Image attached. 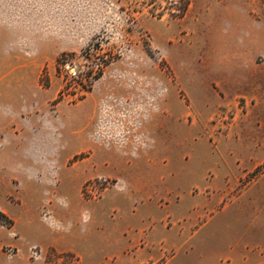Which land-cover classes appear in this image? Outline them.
Returning <instances> with one entry per match:
<instances>
[{
	"label": "rangeland",
	"instance_id": "rangeland-1",
	"mask_svg": "<svg viewBox=\"0 0 264 264\" xmlns=\"http://www.w3.org/2000/svg\"><path fill=\"white\" fill-rule=\"evenodd\" d=\"M29 1L60 18L48 22L44 41L55 45L39 64L43 121L0 127V156L17 144L24 152L34 130L53 138L39 147L49 156L31 161L34 185L10 196L30 212L32 233L7 254L18 264H182L192 243L202 246L193 233L205 221L218 242L246 239L263 253L264 91L224 85L234 74L264 78V0ZM63 51L73 53L57 71ZM128 164L148 175L128 185L110 173ZM11 210L26 229L24 209Z\"/></svg>",
	"mask_w": 264,
	"mask_h": 264
},
{
	"label": "crops",
	"instance_id": "crops-1",
	"mask_svg": "<svg viewBox=\"0 0 264 264\" xmlns=\"http://www.w3.org/2000/svg\"><path fill=\"white\" fill-rule=\"evenodd\" d=\"M50 20L53 24L60 22V18L48 17L45 12H36L29 0H0V127L26 128L36 126L38 118L43 121L34 102L39 85V64L46 62L44 49H52L55 45L54 42L44 41L47 38L46 30L49 28ZM53 26L51 29L55 30ZM37 28L41 30L39 37L34 34ZM60 36L61 34L57 33L52 38ZM231 59L237 69L245 62L241 61L243 57L238 55L231 56ZM224 87H227L229 93L241 90L246 92L252 87L253 90L263 92L264 78L246 79L234 74ZM24 138H30L24 152L21 150L22 146L20 148L17 144L15 148L6 146V151L0 156V209L14 219V224L10 228L0 224V264H18V261L8 255L3 248L13 246L19 250L22 246V237L32 233L30 212L25 206L12 201L10 196L20 197L26 185H34V179L38 175V166L35 163L49 156L47 150L39 147L42 143L48 144L53 137L51 134L34 130L27 136L24 135ZM17 147L19 149H16ZM32 160L35 163H32ZM110 173L120 176L126 184L132 185L135 178L147 176L148 169L128 164L124 169L112 168ZM143 185H145L143 189L147 187L150 192L156 188L153 181H143ZM17 205L24 209L22 219L28 221L26 229L19 227L20 219L12 213L11 208ZM194 210L190 205L187 208V217L197 222L198 216L194 214ZM207 223L205 221L200 224L193 233L201 235L202 246L192 243L190 251L183 252L178 257L182 264L187 260L191 264H264V252L259 249L252 250L246 239L243 242H218L216 237L211 238L210 233L203 230ZM210 241L217 247L207 254L202 248L205 242L208 247ZM218 245L222 248H218ZM258 245H264V234Z\"/></svg>",
	"mask_w": 264,
	"mask_h": 264
},
{
	"label": "trees",
	"instance_id": "trees-1",
	"mask_svg": "<svg viewBox=\"0 0 264 264\" xmlns=\"http://www.w3.org/2000/svg\"><path fill=\"white\" fill-rule=\"evenodd\" d=\"M71 53H73V52L63 51L57 56L56 61H55V66H56L57 71H60V67L63 64L64 58L66 56L70 55ZM110 62L111 61L109 59L105 58L101 61L100 66L96 70L93 69V70H89L86 72V74H85L86 78H85L84 82H80V85L83 89V92L81 94L77 95L78 98H83L85 96V94L91 90L92 82L89 81V79H94V80L98 79L102 75L104 68ZM43 84L45 86L47 85V83H45V82ZM66 90H68V82L67 81L65 82L63 88L60 90L58 99L63 97V95L66 93ZM0 224L5 226V227H8V228L12 227L14 224V220L6 212H4L1 209H0Z\"/></svg>",
	"mask_w": 264,
	"mask_h": 264
}]
</instances>
